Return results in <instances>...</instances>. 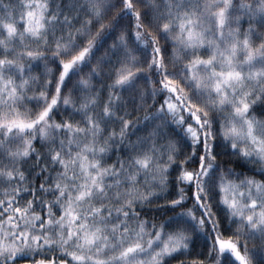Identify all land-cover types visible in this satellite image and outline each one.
Instances as JSON below:
<instances>
[{"label":"snow or ice","instance_id":"snow-or-ice-1","mask_svg":"<svg viewBox=\"0 0 264 264\" xmlns=\"http://www.w3.org/2000/svg\"><path fill=\"white\" fill-rule=\"evenodd\" d=\"M0 264H264V0H0Z\"/></svg>","mask_w":264,"mask_h":264},{"label":"trees","instance_id":"trees-1","mask_svg":"<svg viewBox=\"0 0 264 264\" xmlns=\"http://www.w3.org/2000/svg\"><path fill=\"white\" fill-rule=\"evenodd\" d=\"M51 66V65H50ZM33 71H35V69H33Z\"/></svg>","mask_w":264,"mask_h":264}]
</instances>
